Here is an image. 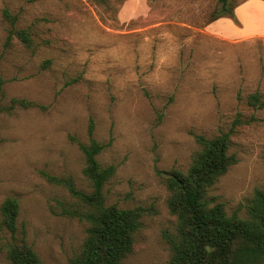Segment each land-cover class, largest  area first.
I'll return each mask as SVG.
<instances>
[{
  "label": "rangeland",
  "instance_id": "rangeland-1",
  "mask_svg": "<svg viewBox=\"0 0 264 264\" xmlns=\"http://www.w3.org/2000/svg\"><path fill=\"white\" fill-rule=\"evenodd\" d=\"M236 5L243 0H230ZM27 29V46L4 14ZM219 0H0V207L20 203L17 230L1 224L0 264L23 235L44 264H70L88 223L64 184L90 192L81 144L104 148L101 165L116 167L106 183L108 204L144 206L133 252L123 264H165L166 234L177 232L162 171L186 170L200 145L195 135L227 133L238 162L209 189L229 214L244 215L264 184V40L234 42L208 29ZM264 264V263H261Z\"/></svg>",
  "mask_w": 264,
  "mask_h": 264
},
{
  "label": "trees",
  "instance_id": "trees-1",
  "mask_svg": "<svg viewBox=\"0 0 264 264\" xmlns=\"http://www.w3.org/2000/svg\"><path fill=\"white\" fill-rule=\"evenodd\" d=\"M106 5L108 0H94ZM230 0H219L221 10L211 22L221 17H232L236 5ZM5 16L11 21L7 43L18 37L27 46L32 38L27 29L17 28V17L8 9ZM254 105L264 106L259 94L250 96ZM36 103L27 99L13 98L0 111H12L17 107L27 108ZM94 121L90 122L91 139L81 144L86 166L84 175L90 180L92 190L86 192L76 188L73 179L50 176L51 179L68 187L71 194L87 207L83 211H71L73 215L86 220V238L79 253L70 264H123L133 252L135 235L141 226V218L149 211L147 207L123 208L108 204L105 195L106 183L115 173L114 165L103 166L97 156L104 146L92 135ZM200 145L192 163L186 170L162 171L170 191L169 208L177 216V232L166 234L171 255L165 264H261L264 263V184L256 187L244 205V215L240 210L229 214L224 202L208 195L209 189L238 162L230 152V137L221 133L214 137L195 135ZM2 221L12 233L17 230L20 203L15 197H7L1 204ZM10 264H44L39 254L23 235L9 245Z\"/></svg>",
  "mask_w": 264,
  "mask_h": 264
},
{
  "label": "crops",
  "instance_id": "crops-1",
  "mask_svg": "<svg viewBox=\"0 0 264 264\" xmlns=\"http://www.w3.org/2000/svg\"><path fill=\"white\" fill-rule=\"evenodd\" d=\"M237 20L221 17L208 26L211 33L225 40L241 42L264 40V0H243L235 7Z\"/></svg>",
  "mask_w": 264,
  "mask_h": 264
}]
</instances>
